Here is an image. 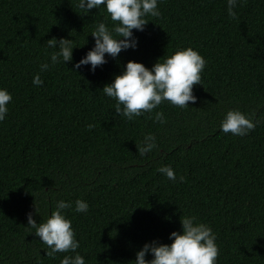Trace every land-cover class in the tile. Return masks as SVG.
I'll list each match as a JSON object with an SVG mask.
<instances>
[{"label": "trees", "instance_id": "1", "mask_svg": "<svg viewBox=\"0 0 264 264\" xmlns=\"http://www.w3.org/2000/svg\"><path fill=\"white\" fill-rule=\"evenodd\" d=\"M76 3L0 0V88L12 97L0 122V264H60L74 255H46L27 224L29 212L46 221L59 200L72 204L62 212L85 264H134L145 243L170 244L185 216L212 229L216 264H264V0H238L234 18L227 0H158L160 15L133 30L137 48L106 54L94 73L73 72L72 63L92 48L97 23L111 30L114 22L103 6L86 12ZM53 37L73 41L72 62L51 64ZM188 47L206 61L194 104L163 101L132 120L115 113L102 88L128 61L150 69ZM229 110L255 127L223 133ZM148 133L156 147L141 156ZM165 165L175 182L157 171ZM77 199L87 212L74 211Z\"/></svg>", "mask_w": 264, "mask_h": 264}, {"label": "clouds", "instance_id": "2", "mask_svg": "<svg viewBox=\"0 0 264 264\" xmlns=\"http://www.w3.org/2000/svg\"><path fill=\"white\" fill-rule=\"evenodd\" d=\"M238 0H227V12L235 17L233 9ZM158 0H77L76 6L86 12L99 9L103 6L111 21L114 22L111 30L104 22L96 24L91 32L94 43L90 50L78 61L72 63V70L76 72L87 67L95 72L97 67L107 63L105 55L115 59L122 51L135 50L138 40L133 30L143 31L148 23L145 17H158ZM115 34V35H114ZM49 47L58 49L50 55L52 65L61 60L66 64L73 61V41L70 39L53 37L47 41ZM161 59L163 62H161ZM149 69L142 63L128 61L121 74L116 75L110 84L102 88V92L115 101V113L127 120H132L144 113H151L163 101H168L180 108L195 103L197 98L193 94V86L200 84L201 72L206 66L205 59L191 47L175 51L172 55L163 57ZM48 63L40 65V70L49 68ZM32 83L40 86L43 81L39 74L34 75ZM11 94L7 89L0 88V122L8 114V104ZM155 118L161 124L165 123L162 112L157 111ZM89 129L93 125L87 126ZM255 123L239 110H229L220 123L223 133L235 136L247 135ZM156 147V137L148 133L144 136L138 151L141 156L151 152ZM158 172L175 182L177 176L171 166H162ZM180 176L179 181L183 182ZM71 202L59 200L56 210L52 211L46 221L37 224L32 213L26 214L27 224L35 228V236L41 243L48 246L46 255L55 257L58 252H72L73 256L65 255L60 264H85L84 258L76 251L79 242L75 238L71 221L65 217L62 210L71 208ZM36 210V209H35ZM88 210L87 202L77 199L74 211L85 213ZM181 232L173 231L169 235L170 244H160L156 241L145 243L136 252L134 264H216L218 247L216 236L212 229L196 220L194 216H185L180 220ZM146 254L151 259H146Z\"/></svg>", "mask_w": 264, "mask_h": 264}]
</instances>
